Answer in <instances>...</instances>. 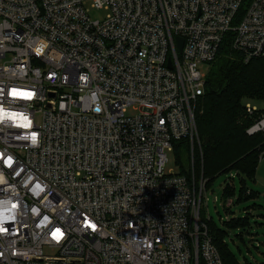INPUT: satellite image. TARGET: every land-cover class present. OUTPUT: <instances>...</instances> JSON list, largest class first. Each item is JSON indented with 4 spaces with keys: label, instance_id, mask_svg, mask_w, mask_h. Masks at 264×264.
<instances>
[{
    "label": "built area",
    "instance_id": "2783aa9c",
    "mask_svg": "<svg viewBox=\"0 0 264 264\" xmlns=\"http://www.w3.org/2000/svg\"><path fill=\"white\" fill-rule=\"evenodd\" d=\"M228 35L264 58V0H0V264H224L168 164Z\"/></svg>",
    "mask_w": 264,
    "mask_h": 264
},
{
    "label": "trees",
    "instance_id": "16d2710c",
    "mask_svg": "<svg viewBox=\"0 0 264 264\" xmlns=\"http://www.w3.org/2000/svg\"><path fill=\"white\" fill-rule=\"evenodd\" d=\"M244 99L264 103V58L245 63L241 55L233 51L231 35H228L210 67L205 95L195 105L200 146L194 149L191 168L188 166L192 157L190 140L175 143L180 175L192 178L194 168L196 180L199 182L203 176L207 190L213 179L224 173L236 171L247 178L255 177L264 156V131L254 135L247 131L264 116V110L248 115ZM232 179L224 188L227 203H235ZM254 196V192L242 187L237 202ZM203 220L224 264H239L226 242L228 232L218 228L212 218L204 217ZM247 220L234 218L229 226L244 228Z\"/></svg>",
    "mask_w": 264,
    "mask_h": 264
},
{
    "label": "rangeland",
    "instance_id": "374dc122",
    "mask_svg": "<svg viewBox=\"0 0 264 264\" xmlns=\"http://www.w3.org/2000/svg\"><path fill=\"white\" fill-rule=\"evenodd\" d=\"M106 15L107 12L104 10L91 12V18L94 20H103ZM243 104H251L260 110H264V103L261 101L244 99ZM133 114H135L133 110L128 112V115ZM194 144L195 149L198 150L199 139H195ZM192 165L191 157L189 168ZM168 168H173L177 173L180 172L176 152L169 153ZM231 174H234V177ZM230 178H233L232 184L235 189V203L231 201L232 204L225 202L224 199V188L229 183ZM242 187L254 192V198L237 202V199L241 197ZM206 198L207 201L203 204L201 217L202 219L211 217L218 228L228 232L225 239L237 262L239 264H264V156L260 160L253 179L236 171L221 174L213 179L207 190ZM239 217L248 219V225L244 228H230L229 222ZM46 253L49 252L46 251Z\"/></svg>",
    "mask_w": 264,
    "mask_h": 264
},
{
    "label": "water",
    "instance_id": "95a60500",
    "mask_svg": "<svg viewBox=\"0 0 264 264\" xmlns=\"http://www.w3.org/2000/svg\"><path fill=\"white\" fill-rule=\"evenodd\" d=\"M183 43H184V42H183L182 39H178V45H179L180 52L182 51Z\"/></svg>",
    "mask_w": 264,
    "mask_h": 264
}]
</instances>
